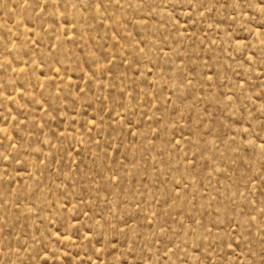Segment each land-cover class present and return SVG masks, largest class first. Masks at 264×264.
<instances>
[{
  "label": "rangeland",
  "instance_id": "1",
  "mask_svg": "<svg viewBox=\"0 0 264 264\" xmlns=\"http://www.w3.org/2000/svg\"><path fill=\"white\" fill-rule=\"evenodd\" d=\"M0 264H264V0H0Z\"/></svg>",
  "mask_w": 264,
  "mask_h": 264
}]
</instances>
